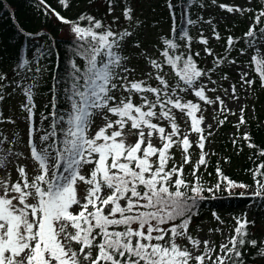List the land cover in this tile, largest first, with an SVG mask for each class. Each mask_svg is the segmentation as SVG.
<instances>
[{"label": "trees", "instance_id": "obj_1", "mask_svg": "<svg viewBox=\"0 0 264 264\" xmlns=\"http://www.w3.org/2000/svg\"><path fill=\"white\" fill-rule=\"evenodd\" d=\"M94 1L0 0V94L5 78L40 69L39 92L47 96L48 127L59 143L64 140L63 132L55 131L60 119L72 118L79 96L96 75L126 55L116 48L124 38L119 15L109 17L106 11L111 10V5L121 4L126 19L131 15L132 0H98L106 10L99 9ZM210 5L213 4L209 0H175V7H170L167 14L175 13L179 18L171 22L166 19L170 22L169 30H159L156 39L136 38L139 35L135 32L126 38L128 43L137 41L139 48L148 43L153 45L148 52L135 51L141 61L154 63L151 71L159 73L158 78L147 84L140 78L134 81L136 84L151 91L153 81L168 73L172 82L182 85L205 73L223 74L230 62L246 61L243 52L257 48L259 38L264 40V0H250L241 13L220 21L215 18L214 5L211 12L201 11ZM206 17L207 22L202 24L201 19ZM196 24L204 34H215L214 42L207 41L212 49L210 62L200 52ZM258 56L255 53L254 60H247L250 86L257 97L253 114L246 113L243 117L246 133H241L238 125L237 137L228 138L221 131L213 138L217 147L209 156L204 176L184 169L169 170L175 159V149L170 146L154 150V160L143 153L132 163L122 162L100 172L105 182L118 187V195L111 198V209L107 213L95 212L91 218L71 219L66 224L74 244L96 246L99 251L96 264H189L178 239L188 235L191 220L207 217L218 205L234 212L243 204L253 203L254 214L262 210L264 60ZM135 105L138 102L130 96L126 110L132 111ZM190 114L195 121L199 120L193 110ZM184 145L192 148L193 142L186 141ZM63 166L62 160L60 167ZM206 177L209 182L229 189L228 196H234L213 200ZM253 182L259 188L254 198L243 194L245 185ZM43 186L46 197L52 199L49 187ZM119 199H123V204ZM248 213L243 215L239 210L240 226L225 264H264V237H261L264 231ZM46 217L42 234L33 244L39 256L37 263L74 264L69 251L64 249L63 232Z\"/></svg>", "mask_w": 264, "mask_h": 264}, {"label": "rangeland", "instance_id": "obj_2", "mask_svg": "<svg viewBox=\"0 0 264 264\" xmlns=\"http://www.w3.org/2000/svg\"><path fill=\"white\" fill-rule=\"evenodd\" d=\"M209 1L217 9L214 14L217 21L229 20L236 12L241 13L244 4L250 3V0ZM94 3L99 9L106 8L98 0ZM120 5H111L106 12L109 17L119 15L124 38L116 48L126 55L96 75L79 96L72 118L57 123L55 131L63 132L61 143L48 127V99L39 92L40 69L5 78L0 94V264H38L33 244L42 234L48 211L46 219L63 232L64 249L69 251L73 263L96 264L99 254L96 246L74 244L66 224L71 219L91 218L95 212L106 213L111 209V198L118 195V187L105 182L101 171L111 170L122 162L132 163L143 153L153 159L154 150L170 146L175 149V159L169 170L184 169L204 176L209 156L217 147L213 138L221 131L228 138L237 137L238 125L241 133L246 131L243 117L246 113L252 115L257 97L250 86L247 60H253L255 53L264 60V40L259 38L257 48L243 52L246 61L230 62L223 74L213 71L176 85L172 76L164 73L147 91L134 81L142 78L147 84L157 79L159 73L151 71L154 63L141 61L135 50L148 52L153 45L148 43L139 48L137 41L128 43L126 38L135 32L139 35L136 38L156 39L159 30H169L170 22L175 20L173 13L167 14L174 5L170 0L165 3L132 0L131 15L126 19ZM213 5L204 6L201 11L211 12ZM207 19H201V23ZM246 24L251 27L249 21ZM195 31L200 37V52L210 62L212 49L207 41L214 42L215 34H204L198 27ZM162 91L174 99L164 96ZM142 93L145 96L140 99ZM130 96L138 102L132 111L126 110ZM261 100L264 101V95ZM186 141L193 142L192 148L185 147ZM61 160L64 166L58 169ZM206 179L209 182V177ZM209 184L213 200L234 196H228L230 190L222 185ZM43 185L51 190L52 199L46 197ZM258 193L256 182L245 185L244 195L254 198ZM119 202L123 204V199ZM252 208L253 203H247L239 210L243 215L249 212V217L264 231V207L255 214ZM239 210L231 212L218 205L207 217L190 221L188 235L178 239L189 264H225L240 226Z\"/></svg>", "mask_w": 264, "mask_h": 264}]
</instances>
